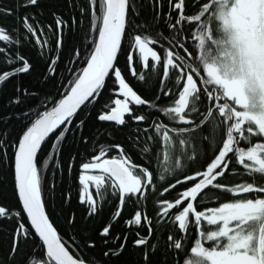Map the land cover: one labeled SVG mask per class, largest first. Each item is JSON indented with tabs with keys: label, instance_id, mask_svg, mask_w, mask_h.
Listing matches in <instances>:
<instances>
[{
	"label": "snow or ice",
	"instance_id": "obj_1",
	"mask_svg": "<svg viewBox=\"0 0 264 264\" xmlns=\"http://www.w3.org/2000/svg\"><path fill=\"white\" fill-rule=\"evenodd\" d=\"M143 2L77 3L83 36L66 53L63 33L77 25L76 15L52 11L56 39L46 48L38 34L45 25L27 11L39 9V0L0 7L17 22L0 23V87L12 81L13 109L0 113V159L11 149L21 205H0V264H264V0H148L153 15L137 22ZM22 35L35 39L43 71L21 54ZM137 76L145 89L158 82L151 98L130 82ZM92 119L129 129V148L142 162L124 144L99 143L98 133L86 132ZM69 141V173L77 155L95 153L79 165L87 217L103 211L93 187L100 200L108 192L117 201L94 235L76 230L71 211L62 213V235L46 211L41 173L51 167L54 192ZM233 164L246 173L239 182L227 180L238 173ZM210 189L221 193L215 206L205 201ZM149 191L161 194L152 215ZM126 198L134 209L127 218Z\"/></svg>",
	"mask_w": 264,
	"mask_h": 264
},
{
	"label": "trees",
	"instance_id": "obj_2",
	"mask_svg": "<svg viewBox=\"0 0 264 264\" xmlns=\"http://www.w3.org/2000/svg\"><path fill=\"white\" fill-rule=\"evenodd\" d=\"M15 0H0V7H11ZM83 0H39V9L36 8H30L27 9V11H36L37 12V18L40 21L42 25H45L44 32L38 33L41 36V40L43 41L45 38L48 40L49 44L45 47L54 46L55 45V24L53 22L52 17V11H56L59 13H63L65 18L68 19L72 15H76L77 17V25L73 26L70 29H65L63 36H64V52L66 53L67 50L71 47L72 44H77L79 46L80 40L83 36V30L79 26L80 16H79V9L76 7L77 3H82ZM71 5V6H70ZM40 9L43 11V15L40 14ZM163 11H167V5L165 2V6L163 8ZM187 11V9H186ZM153 15V11L151 9V5L149 4L148 0H144L143 7L140 10V17L137 18V22L140 20H148L150 16ZM0 23L13 26L16 25V20L13 16H5L3 14H0ZM52 24L53 25V31L49 32L46 25ZM84 28L88 27V21L85 19ZM157 27L163 28L164 25L161 23L160 25H157ZM21 33H23V29H21ZM22 44L20 46L21 54H25L29 60L30 63H33L35 66V70L37 73L43 71L46 67L45 60L40 56V49L39 46L36 45L35 39L28 35H22L21 36ZM135 57V54H134ZM121 64H123V58H121ZM138 63V62H137ZM6 66L3 63V57H0V69L5 68ZM23 81L25 83L29 82H35L34 77L32 76H23ZM134 84V87L137 88L138 91L141 92L142 95L145 96V98H151L153 96V93L158 88V82H155L151 85L149 89H145L141 86L139 83L138 76L135 81L130 80ZM167 83V81L165 82ZM12 93V81H9L8 84L0 87V113L3 112H11L13 109H11L8 104V98ZM166 98L162 97V101H164ZM102 103H107V97L105 95H102L100 98ZM140 110H143V107H141ZM10 123H16L15 120L10 121ZM18 126V125H17ZM86 132H90L93 135H96L98 133L99 135V143L103 144H110V143H116L120 142L124 144L126 151L130 152L132 155L133 161L136 163H140L141 158L137 154V151L135 149H130L129 144L126 140V136L129 135V129L127 128H117L113 126L110 122H98L95 119H92L88 122V125L86 127ZM112 132V136L109 137L107 135V132ZM71 141L68 142V145L64 147V149L61 151L60 154V161H61V167L65 169L63 177H61L59 170H57L56 173V179H55V191L50 192L49 191V184L52 182V169L51 167L48 169L47 172L42 171V194L45 198L46 203V211H49L50 213V219H53L54 223L58 226V231L61 232L62 235H65V229L66 225L64 223V220L62 218V213H68V212H75L77 216V222H76V230L83 229L85 232H91L93 235L95 234V229L98 228V226L103 222L105 217H107L111 212L115 209L116 200L114 197H111L108 192H104V200H100V198L97 196L95 188L93 187L91 189L92 194L94 198L98 201V206H102L103 211L100 215L95 216L91 219H89L86 215V206L82 205L79 201V194L81 190V186L79 183V165L83 162H87L90 154H95L94 152H84L83 155H77L75 162L73 163L71 173L67 171V160L69 159V152L71 149ZM45 151L47 150V146H43ZM77 147H80L77 145ZM10 155L7 159H0V205L2 206H13L14 210H19L21 207L18 203L17 197L13 193V166H12V156H11V149ZM114 153H109V155ZM55 162V158L53 160V163ZM234 167L238 168L237 174H231L227 177V180L229 182H239V180L242 177L246 176V173H244L242 166H238L236 164H233ZM157 167L163 171L165 167V163L163 161V158L161 157L159 161H157ZM194 167H199V165H194ZM166 186V185H165ZM159 188V184L157 185ZM160 193H152L149 191L148 193V201H147V211L149 215H152L153 208L156 206L155 201L160 198ZM174 195V193L170 192L163 194L164 198H171V196ZM221 193L217 192L215 189H210L205 193V201L207 203V206H215V201L213 197L219 196ZM51 205V207L49 206ZM122 216L127 218L130 216L134 209H133V203L132 201H129L127 198L125 200V205L122 208ZM57 217H61L59 221H57ZM67 233L72 234L73 229L67 228ZM67 238V236H65ZM101 249L96 248L93 250L94 254L96 256H99ZM130 259H139L138 254H132L129 253ZM33 260H39L41 258V253L39 249L34 250V254L31 257Z\"/></svg>",
	"mask_w": 264,
	"mask_h": 264
},
{
	"label": "water",
	"instance_id": "obj_3",
	"mask_svg": "<svg viewBox=\"0 0 264 264\" xmlns=\"http://www.w3.org/2000/svg\"><path fill=\"white\" fill-rule=\"evenodd\" d=\"M43 147V146H42ZM21 206V205H20Z\"/></svg>",
	"mask_w": 264,
	"mask_h": 264
}]
</instances>
